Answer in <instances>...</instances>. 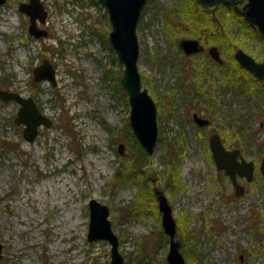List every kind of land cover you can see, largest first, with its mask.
I'll return each mask as SVG.
<instances>
[{
  "label": "rangeland",
  "instance_id": "obj_1",
  "mask_svg": "<svg viewBox=\"0 0 264 264\" xmlns=\"http://www.w3.org/2000/svg\"><path fill=\"white\" fill-rule=\"evenodd\" d=\"M27 1L0 6V90L31 97L51 124L27 141L14 122L19 103L0 98V264H111L109 242L87 237L91 199L108 206L123 264H167L156 189L171 206L186 264H264V85L237 75L230 83L207 52L215 45L234 56L242 48L263 61L256 27L216 6L234 46L200 39L205 50L186 56L180 39L196 38L184 24L187 2H147L136 30L141 83L157 106L158 140L148 154L129 124L123 64L101 2L40 0L47 15L36 24L46 35L38 37L18 9ZM167 9L178 34L165 27ZM45 59L54 84L33 78ZM197 75L204 98L187 86ZM212 132L254 161L253 178H238L246 189L237 197L211 156Z\"/></svg>",
  "mask_w": 264,
  "mask_h": 264
},
{
  "label": "water",
  "instance_id": "obj_2",
  "mask_svg": "<svg viewBox=\"0 0 264 264\" xmlns=\"http://www.w3.org/2000/svg\"><path fill=\"white\" fill-rule=\"evenodd\" d=\"M6 0H0V6ZM107 10L108 18L111 23L108 42L117 54L120 63L123 64L120 85L128 95L129 124L132 132L144 150L150 154L154 151V146L158 140L157 126V106L154 99L149 94L147 88L141 83V73L138 70L139 41L137 24L143 7L148 0H99ZM220 0H199L203 6H214ZM235 1V0H233ZM18 9L29 15V32L35 36H45L46 32L37 27L36 19L44 22L47 13L40 0H28L20 3ZM245 18L255 25L261 35L264 36V0H246L242 9ZM179 47L185 54L198 53L203 50V45L197 38H181ZM208 54L219 64L223 62L220 49L215 45H210ZM234 58L241 68H245L252 76L264 81V60L258 61L255 57L248 54L244 49L237 48ZM33 78L38 81L41 79L55 82L54 70L50 63L45 59L43 63L34 69ZM0 98L4 101L9 99L19 103L18 113L14 118L16 124H23V136L27 141H32L38 134L39 127L44 124L50 126L51 121L38 110L36 103L31 97H23L19 93L0 90ZM193 119L199 126L208 125L209 120L193 113ZM211 156L215 161V166L229 176L235 196L245 192V186L240 184L238 177L251 180L254 173V161L245 159L238 148L228 149L222 144L221 136L212 132L209 138ZM122 144L119 147L122 151ZM260 172L264 175V155L261 159ZM158 209L161 212V223L164 233L168 235L169 248L167 251V264H186L183 254L180 252L181 243L176 238V222L173 211L162 190L156 189ZM88 223L89 229L87 237L90 241L105 239L111 246V264H123V257L119 252L118 237L115 235L109 217V209L105 204H101L95 199L89 201ZM2 245L0 243V255Z\"/></svg>",
  "mask_w": 264,
  "mask_h": 264
},
{
  "label": "trees",
  "instance_id": "obj_3",
  "mask_svg": "<svg viewBox=\"0 0 264 264\" xmlns=\"http://www.w3.org/2000/svg\"><path fill=\"white\" fill-rule=\"evenodd\" d=\"M187 2V8L185 9V12L183 14L184 17L188 18V21H186L187 27L192 30L196 36V38H199L203 40L204 42H207L208 40H212V43L216 42H223L225 43V40H228L227 42V47L234 46V42L232 38L228 37L229 33L227 32V27L224 25V23L221 21V16L220 14H217L215 11H213V8L216 6H203L199 0H184ZM246 0H238L237 3L230 2L229 0H225V2H222L221 4H217V9L221 10H230V13L235 15L236 17H243L241 14V6ZM171 16V11L170 9L166 10L165 14V27L168 29V31L171 33H176L178 34L179 30H181V26L178 23L174 24V19L170 18ZM244 18V17H243ZM173 20V21H172ZM191 20V22L189 21ZM172 30V31H171ZM177 31V32H176ZM175 34V35H176ZM257 35H260V33L257 31ZM191 36V35H190ZM215 36V37H213ZM261 38H264L263 35H260ZM221 48V47H220ZM222 49V48H221ZM220 49V50H221ZM221 53L224 54V50H221ZM209 59L208 57H206ZM232 58V59H231ZM222 59H224L223 63L218 64L217 67H224L227 68V73L224 75V77L230 82L233 80V83H235L234 80V75L239 76L238 78L243 81V79L250 80L254 83H258L261 85H264V81H261L259 79H256L254 76H252L245 68H241L238 62L236 61L235 58H233L232 53H228L226 56H222ZM228 63V65H227ZM197 71L200 70V68H195ZM246 73L249 77L247 79L242 73ZM199 75H197L193 80L196 81L195 84L190 83L187 86H190L191 90L195 92V94H202V98L205 97L206 93L204 92V88L199 86ZM231 80V81H230ZM188 83V82H187ZM173 176V178H172ZM172 183L175 182L177 184L179 182L178 175L175 172L174 175L171 174Z\"/></svg>",
  "mask_w": 264,
  "mask_h": 264
},
{
  "label": "flooded vegetation",
  "instance_id": "obj_4",
  "mask_svg": "<svg viewBox=\"0 0 264 264\" xmlns=\"http://www.w3.org/2000/svg\"><path fill=\"white\" fill-rule=\"evenodd\" d=\"M230 2H233V3H237L238 2V0H235V1H233V0H229ZM222 2H225V0H220L217 4H221ZM246 2V1H245ZM245 2L243 3V5L241 6V14H242V9H243V7H244V5H245ZM217 4L216 5H214V6H217ZM213 6V7H214ZM210 7V6H209ZM243 15V14H242ZM243 17H244V19L247 21V22H249L246 18H245V16L243 15ZM250 24H252L251 22H249ZM253 25V24H252ZM255 26V25H254ZM256 27V26H255ZM256 30L258 31V29H257V27H256ZM259 32V31H258ZM199 39V38H198ZM200 40V39H199ZM200 42H201V40H200ZM201 44H202V42H201ZM203 45V44H202ZM178 48L181 50V48L179 47V44H178ZM208 49V48H207ZM205 49H204V46H203V50L202 51H198V53H200V52H203ZM183 51V50H182ZM184 52V51H183ZM207 52H208V50H207ZM198 53H193V54H198ZM193 54H185L186 56H188V55H193ZM208 56L211 58V56L208 54ZM212 59V58H211ZM214 60V59H213ZM215 61V60H214ZM223 61H224V59H223ZM216 62V61H215ZM209 123V122H208Z\"/></svg>",
  "mask_w": 264,
  "mask_h": 264
},
{
  "label": "bare ground",
  "instance_id": "obj_5",
  "mask_svg": "<svg viewBox=\"0 0 264 264\" xmlns=\"http://www.w3.org/2000/svg\"><path fill=\"white\" fill-rule=\"evenodd\" d=\"M42 189H44V186L42 187ZM37 191H38V190H37ZM43 193H44V192H43ZM41 202H42V201H41ZM63 202H64V201H63ZM76 206H77V205H76ZM77 217H78V216H77ZM69 218H70V217H69ZM79 218H80V217H79ZM79 220H80V219H77L76 223H75V222L73 223V226H74L75 228H77V227L79 226V225H78V224H80V223H79ZM15 248H16V247H15Z\"/></svg>",
  "mask_w": 264,
  "mask_h": 264
}]
</instances>
